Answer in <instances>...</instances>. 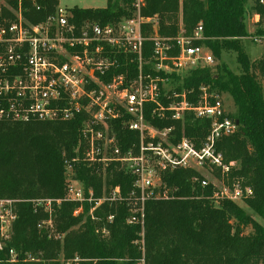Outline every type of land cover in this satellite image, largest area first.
Instances as JSON below:
<instances>
[{"label": "trees", "instance_id": "16d2710c", "mask_svg": "<svg viewBox=\"0 0 264 264\" xmlns=\"http://www.w3.org/2000/svg\"><path fill=\"white\" fill-rule=\"evenodd\" d=\"M143 1L141 13L157 17L161 36H175L181 29L189 34L197 25L202 26L205 39L195 44L209 48L216 62L168 75L169 91L190 90L188 100H194L198 88L206 85L231 98L234 112L228 116L238 121V129L222 137L217 150L224 162L233 163L223 176L226 184L239 182L252 189V195L243 200L250 211L231 200L215 202L211 183L201 186L202 177L197 172L177 169L161 175L173 197L147 200L143 225L129 224L134 177L116 164H110L103 174L100 166L80 161L74 164L73 177L85 192L90 189L93 197L99 198L117 187L123 198L104 201L90 212L92 204L85 202L80 207L77 202L65 200V160L81 155L82 117L27 123L2 120L0 199L14 202L16 218L10 238L2 240L0 264H138L141 258L144 264H264V93L260 80L264 78V54L249 61L240 44L248 34L245 18L253 13L262 18L264 5L259 0H254L252 6H248L249 0ZM132 2L106 0L102 8L74 6L70 9L71 21L78 24L88 20L101 25L115 22L131 15ZM49 3L48 10L52 11L57 1ZM43 15L33 10L29 17L38 21ZM255 33L264 34V28L258 27ZM227 52L235 55L237 73L221 61ZM151 56L152 43L145 41V73L151 72ZM128 74L136 75L134 63ZM161 101L166 105L165 98ZM146 120L158 128L173 126L175 137L185 135L195 141L208 128L206 121L191 115H186L183 123L148 114ZM115 132L123 150L137 142L136 132L118 124ZM215 173L220 177L219 171ZM46 199L60 202H51L48 211L44 203L37 202ZM247 228L250 231L244 233ZM11 249L16 255L14 261L8 252Z\"/></svg>", "mask_w": 264, "mask_h": 264}, {"label": "built area", "instance_id": "2783aa9c", "mask_svg": "<svg viewBox=\"0 0 264 264\" xmlns=\"http://www.w3.org/2000/svg\"><path fill=\"white\" fill-rule=\"evenodd\" d=\"M49 1L0 0V121L27 123L82 117L81 155L65 160V200L77 202L80 207L85 202L92 204L90 212L104 201L123 200L117 187L99 198H94L90 189L85 192L73 177L74 164L80 161L100 166L103 174L110 164H116L134 177L129 224L143 225L147 200L173 197L161 175L177 169L197 172L202 177L201 186L211 183L215 202L244 200L252 195V189L239 182L224 183L222 189H217L201 174L215 168L224 176L233 164L224 162L217 150V142L238 129L219 94L201 85L195 99L188 100L190 90L165 89L168 75L214 64L210 49L195 44L205 39L201 25L189 34L181 29L175 36H161L157 17L141 13L143 0H133L131 15L115 22L101 25L86 20L77 24L71 21V8L59 6L56 0L49 11ZM259 3L264 5V0ZM33 10L44 15L32 21L29 16ZM251 16L253 23L260 21L259 14ZM243 38L260 43L264 34L248 33ZM145 41L152 43L148 73L142 68ZM132 63L136 67L134 77L128 74ZM161 98L167 100L166 105ZM146 114L182 123L186 115H191L206 121L208 128L198 141L185 135L175 137L173 126L155 127L146 120ZM116 124L137 133V142L126 150L119 145ZM37 202L44 203L49 211L51 202L58 204L60 199ZM13 203L0 199V248L2 240L10 238L16 218ZM8 252L14 261V251ZM138 264H144V259Z\"/></svg>", "mask_w": 264, "mask_h": 264}, {"label": "rangeland", "instance_id": "374dc122", "mask_svg": "<svg viewBox=\"0 0 264 264\" xmlns=\"http://www.w3.org/2000/svg\"><path fill=\"white\" fill-rule=\"evenodd\" d=\"M254 0H249L248 6L253 5ZM59 6L63 8L70 9L72 7L80 8V9H85V8H102L105 7L106 5V0H58ZM254 18L251 16V14H248L247 17L245 18V24L247 27V32L250 34H253L258 27L264 28V16L260 18L259 23H253ZM241 47L246 54L247 58L249 61H255L259 59L263 54H264V40L260 43H255L251 41L248 38H242L240 40ZM221 61H223L228 68L232 71L237 73L239 71L238 64L235 60V55L232 53H224L222 55ZM216 61H214L215 63ZM263 85V93H264V78L260 79ZM170 86L166 85L165 89H169ZM219 97L223 102L225 111L227 114H232L234 112V106L232 103L231 98L227 94L219 93ZM217 169L215 168H209L207 170H204L201 172V174L205 177V179L209 182L214 183L216 185L217 189H222L225 179L223 176L218 177L215 173ZM218 171V170H217ZM239 206L244 207L247 211H250L244 204L243 200H235ZM13 205V204H12ZM14 207V206H13ZM255 219L258 221L262 222V220L256 216H254ZM47 225L48 222L44 221ZM43 222V223H44ZM13 224V223H12ZM250 231L249 228H247L244 233H248ZM12 233V229H11ZM11 236V234H10Z\"/></svg>", "mask_w": 264, "mask_h": 264}, {"label": "water", "instance_id": "95a60500", "mask_svg": "<svg viewBox=\"0 0 264 264\" xmlns=\"http://www.w3.org/2000/svg\"><path fill=\"white\" fill-rule=\"evenodd\" d=\"M238 121L236 120V123H237Z\"/></svg>", "mask_w": 264, "mask_h": 264}]
</instances>
